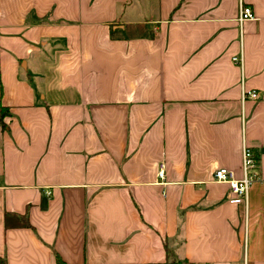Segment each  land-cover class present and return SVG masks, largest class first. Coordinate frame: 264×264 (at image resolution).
I'll use <instances>...</instances> for the list:
<instances>
[{"label": "crops", "instance_id": "crops-1", "mask_svg": "<svg viewBox=\"0 0 264 264\" xmlns=\"http://www.w3.org/2000/svg\"><path fill=\"white\" fill-rule=\"evenodd\" d=\"M243 1L240 23L241 0H0L3 263L264 264V0ZM245 147L247 201L214 176Z\"/></svg>", "mask_w": 264, "mask_h": 264}, {"label": "built area", "instance_id": "built-area-1", "mask_svg": "<svg viewBox=\"0 0 264 264\" xmlns=\"http://www.w3.org/2000/svg\"><path fill=\"white\" fill-rule=\"evenodd\" d=\"M252 19H255L253 8L241 0L239 6V22L243 23ZM233 60L239 64H243V58L234 57ZM258 96L259 94L255 90L248 91L245 89L243 93V97L245 99L248 97L256 99ZM243 171L244 176L241 179H238L234 170L221 167L216 169L214 176L216 181L228 183L234 196L247 201L250 189L258 178V159L256 158L253 150L249 147H245L243 150ZM160 175H164L163 169L160 170Z\"/></svg>", "mask_w": 264, "mask_h": 264}, {"label": "trees", "instance_id": "trees-1", "mask_svg": "<svg viewBox=\"0 0 264 264\" xmlns=\"http://www.w3.org/2000/svg\"><path fill=\"white\" fill-rule=\"evenodd\" d=\"M9 115V110L7 107H3L2 105H0V126H4V123H3V118L5 116ZM258 159V158H257ZM174 264H182V262L180 261H174L173 262ZM0 264H5L3 263L2 260H0Z\"/></svg>", "mask_w": 264, "mask_h": 264}]
</instances>
